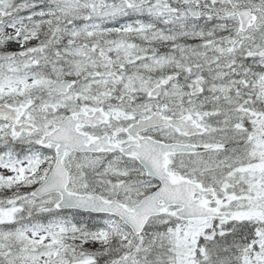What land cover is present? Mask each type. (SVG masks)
<instances>
[{
    "label": "snow or ice",
    "instance_id": "1",
    "mask_svg": "<svg viewBox=\"0 0 264 264\" xmlns=\"http://www.w3.org/2000/svg\"><path fill=\"white\" fill-rule=\"evenodd\" d=\"M0 264H264V0H0Z\"/></svg>",
    "mask_w": 264,
    "mask_h": 264
}]
</instances>
